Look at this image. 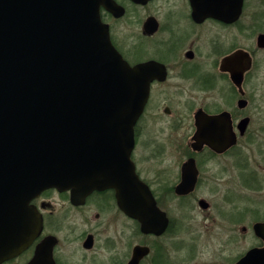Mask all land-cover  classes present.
Returning a JSON list of instances; mask_svg holds the SVG:
<instances>
[{"label":"flooded vegetation","instance_id":"flooded-vegetation-1","mask_svg":"<svg viewBox=\"0 0 264 264\" xmlns=\"http://www.w3.org/2000/svg\"><path fill=\"white\" fill-rule=\"evenodd\" d=\"M115 1L124 9L122 16L101 8L111 41L131 67L145 65L152 78L134 129L132 161L168 224L160 234L147 233L120 208L114 189L73 198L71 191L50 188L30 202L42 216L40 234L3 264H32L41 245H45L43 264H131L137 247L141 248L138 264H238L251 250L264 248L256 230L257 224H264V210L234 207L236 212L222 208L215 212L217 204L222 207L226 201L219 196L227 188V173L244 169L241 156L248 150L246 145L256 151L262 146L264 155V81L260 77L264 48L258 45L264 33L249 48L243 47L249 0H244L234 22L196 20L191 0ZM255 17L250 15L247 28L257 24ZM241 51L248 54L250 68L240 87L223 65L228 57H240ZM226 113L236 143L218 152L200 142L199 132L206 129L210 137H216L221 123V127H202L199 118ZM245 119L249 123L242 133L240 124ZM255 174L252 170L251 183L258 186ZM185 180L194 183V189L179 195ZM202 190L211 191L212 197L199 193ZM245 221L249 223L244 225ZM228 224L236 228L234 243L250 238V246L228 259L229 237L218 255L211 256L204 237H222Z\"/></svg>","mask_w":264,"mask_h":264},{"label":"water","instance_id":"water-1","mask_svg":"<svg viewBox=\"0 0 264 264\" xmlns=\"http://www.w3.org/2000/svg\"><path fill=\"white\" fill-rule=\"evenodd\" d=\"M191 4L196 20L234 22L244 0ZM102 7L124 14L115 0H0V264L40 234L42 216L30 202L50 188L73 198L114 189L120 208L147 233L160 234L168 224L132 161L152 78L145 65L131 67L115 48ZM258 45L264 48V34ZM238 54L226 58L223 70L241 87L250 58ZM199 119L202 127L222 125L216 137L200 128L201 143L218 152L236 143L229 114ZM248 123L240 124L242 133ZM193 184L185 180L177 193L192 192ZM256 230L264 240V224ZM44 248L32 264H43ZM140 251L131 264H138ZM238 264H264V248Z\"/></svg>","mask_w":264,"mask_h":264},{"label":"rangeland","instance_id":"rangeland-1","mask_svg":"<svg viewBox=\"0 0 264 264\" xmlns=\"http://www.w3.org/2000/svg\"><path fill=\"white\" fill-rule=\"evenodd\" d=\"M249 9L247 16L243 21V34H242V45L245 48H249L252 43L256 40V36L259 33H264V0H249ZM256 12V14H255ZM256 15V23L252 28H247L250 25V15ZM264 55V54H263ZM264 61V57H261ZM262 61V62H263ZM260 77L264 81V62L261 64ZM246 145L248 150L243 151L241 156L242 160V172H230L227 173V188L221 190L222 199H225V204H217L215 212L222 211H235L234 207L250 209L258 208L264 210V155L262 154V146L259 147L258 151L255 148H251V144ZM252 170L256 171V177L258 178V186L251 183ZM253 185V186H251ZM211 191H199V193L212 197ZM236 212V211H235ZM200 218V217H198ZM262 219V218H260ZM250 220V219H247ZM244 225H247L249 221H245ZM231 224L224 230V235L220 238L213 236L204 237L203 244L211 248V256H217L219 250L225 245V241L232 237V243L229 244V249L226 250V257L228 259L235 258L236 256L243 253L251 244V239H244L241 244L234 243V234L232 231L236 230ZM231 228V229H230ZM189 237H186L188 239ZM228 263V261H227Z\"/></svg>","mask_w":264,"mask_h":264}]
</instances>
